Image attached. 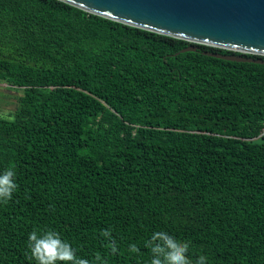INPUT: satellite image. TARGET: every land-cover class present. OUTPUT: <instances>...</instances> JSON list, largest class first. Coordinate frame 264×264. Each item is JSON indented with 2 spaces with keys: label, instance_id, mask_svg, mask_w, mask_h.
I'll use <instances>...</instances> for the list:
<instances>
[{
  "label": "trees",
  "instance_id": "16d2710c",
  "mask_svg": "<svg viewBox=\"0 0 264 264\" xmlns=\"http://www.w3.org/2000/svg\"><path fill=\"white\" fill-rule=\"evenodd\" d=\"M189 45L59 0H0V82L22 92L0 116V173L18 185L0 264H35L28 236L49 229L92 264H150L157 231L209 264H264V64Z\"/></svg>",
  "mask_w": 264,
  "mask_h": 264
},
{
  "label": "water",
  "instance_id": "95a60500",
  "mask_svg": "<svg viewBox=\"0 0 264 264\" xmlns=\"http://www.w3.org/2000/svg\"><path fill=\"white\" fill-rule=\"evenodd\" d=\"M87 13L235 54L218 59L264 64V0H59ZM260 58H255L251 56ZM263 57V58H261Z\"/></svg>",
  "mask_w": 264,
  "mask_h": 264
},
{
  "label": "clouds",
  "instance_id": "9594fccd",
  "mask_svg": "<svg viewBox=\"0 0 264 264\" xmlns=\"http://www.w3.org/2000/svg\"><path fill=\"white\" fill-rule=\"evenodd\" d=\"M16 171L14 168H6L0 173V203L7 204L12 200L17 191ZM54 207V206H53ZM111 242L112 254L118 251L116 241L111 236L110 230L100 233ZM190 241L178 240L166 231L154 232L145 242V247L151 254L150 264H209L205 255H190ZM28 258L35 264H92L88 259L77 255V250L61 235L54 230H33L28 236ZM129 251L139 253L137 245L129 246ZM96 264H106L99 254L95 257Z\"/></svg>",
  "mask_w": 264,
  "mask_h": 264
},
{
  "label": "rangeland",
  "instance_id": "374dc122",
  "mask_svg": "<svg viewBox=\"0 0 264 264\" xmlns=\"http://www.w3.org/2000/svg\"><path fill=\"white\" fill-rule=\"evenodd\" d=\"M21 90L15 89L10 85L0 82V116L11 118L17 99L21 95Z\"/></svg>",
  "mask_w": 264,
  "mask_h": 264
}]
</instances>
